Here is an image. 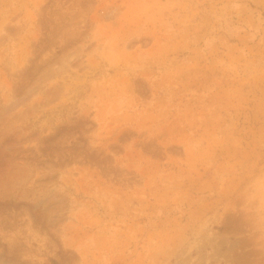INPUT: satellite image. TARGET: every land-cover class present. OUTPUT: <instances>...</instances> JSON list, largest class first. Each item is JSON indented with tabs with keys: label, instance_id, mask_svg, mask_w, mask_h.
Returning <instances> with one entry per match:
<instances>
[{
	"label": "rangeland",
	"instance_id": "374dc122",
	"mask_svg": "<svg viewBox=\"0 0 264 264\" xmlns=\"http://www.w3.org/2000/svg\"><path fill=\"white\" fill-rule=\"evenodd\" d=\"M0 264H264V0H0Z\"/></svg>",
	"mask_w": 264,
	"mask_h": 264
}]
</instances>
